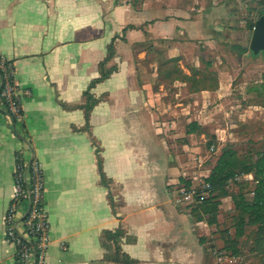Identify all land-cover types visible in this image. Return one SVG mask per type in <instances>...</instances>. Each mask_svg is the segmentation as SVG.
Returning a JSON list of instances; mask_svg holds the SVG:
<instances>
[{"label": "crops", "instance_id": "obj_1", "mask_svg": "<svg viewBox=\"0 0 264 264\" xmlns=\"http://www.w3.org/2000/svg\"><path fill=\"white\" fill-rule=\"evenodd\" d=\"M223 7L127 30L125 41L127 26L149 19L115 0H0V55L13 62L23 111L14 124L0 103V264L15 263L5 214L19 155L36 161L44 176L50 223L45 264H122L109 259L114 241L103 237L119 228L132 264H216V245L232 253L218 238L221 201L228 197L219 199L213 225L194 211L200 200L193 168L203 158L197 161V153L208 137L224 141L223 130L208 118L221 112L228 87L222 73L214 76V87H198L203 75L191 71L190 52L204 41L237 35L217 21ZM144 31L157 55L180 58L175 69L184 70L182 77L172 70L169 76L163 60L148 61L146 49L134 53ZM191 124L198 125L194 133L187 132ZM26 211L23 206L18 218Z\"/></svg>", "mask_w": 264, "mask_h": 264}, {"label": "rangeland", "instance_id": "obj_2", "mask_svg": "<svg viewBox=\"0 0 264 264\" xmlns=\"http://www.w3.org/2000/svg\"><path fill=\"white\" fill-rule=\"evenodd\" d=\"M115 5L117 7L128 5L132 12L147 13L149 19L142 25L136 23L127 26L123 32V40L126 39L127 30L149 28L158 21L166 26L171 17L181 16L183 19H192L204 10L224 6L222 10L216 11L217 21H223L224 28L234 31L237 35L231 39H212L208 41L210 44L204 41L200 50L192 47L190 52L191 71L196 72L194 75L199 74L200 77L203 75L200 83L197 84L198 87H214L216 85L214 76L221 73L224 76V84L228 87L224 91L226 95L221 99V112L217 111L215 115L208 118L214 119L216 128L223 130L224 141L222 145H219L217 140L208 137L203 142L202 151L197 153V161H199L198 157H203L202 165L195 164L193 168V171L197 172L194 173L197 178L194 184L197 198L207 199L213 197L214 194L217 196L218 192L205 191L208 184L205 175L211 173L217 157L215 152L219 147L240 146L241 155L249 152L254 157L257 153L264 152V57L260 53L255 58L250 53L254 30H250V26L263 16L261 12L264 11V0H115ZM209 22L210 20H207L205 23ZM204 27L200 29L203 30ZM204 30L210 32L212 36L218 33L209 25ZM144 32L145 40L135 43L132 47L134 53L146 49L148 61L163 60L162 65L166 66L165 70L168 71L169 76L172 75V70L174 74H176L175 71L179 72L182 77L184 70L175 69L176 62L180 58L169 59L166 53L163 56L160 53L157 55L153 41L149 39V33ZM241 32L244 34L240 35ZM164 40L172 41L171 38ZM234 43H240L246 47L247 52L241 54L238 49L231 50L230 45ZM113 69L116 70L117 65L110 68V70ZM212 146H215V149H212ZM245 175L247 174L239 172L234 179L225 184L221 191L228 198L221 201L223 205L222 229L218 232V238L226 241L235 237L237 229H242L243 235L237 240L236 264H264V254L256 251L258 228L250 225L247 215L235 205L236 203L242 204V202L251 203L253 200L256 183L246 179ZM215 250L218 254L224 252L220 245H216ZM226 254L229 255V252ZM223 262V264H235V260L227 258ZM216 264H218V259Z\"/></svg>", "mask_w": 264, "mask_h": 264}, {"label": "built area", "instance_id": "obj_3", "mask_svg": "<svg viewBox=\"0 0 264 264\" xmlns=\"http://www.w3.org/2000/svg\"><path fill=\"white\" fill-rule=\"evenodd\" d=\"M6 62L8 61L0 55V70L4 72L7 81L1 94L3 99L1 106L3 110L11 114L8 116H13L19 121L22 117L20 113L21 94L15 82L14 73L9 72V68L5 66ZM1 80L3 84L2 76ZM245 178L257 183L252 174L245 175ZM236 180L239 179L236 178ZM14 182L13 197L5 214L6 241L16 250L14 264H45L50 244V223L44 202V176L39 164L34 160L27 163L20 156L14 171ZM205 191L211 192L212 186L207 184ZM195 194L197 195V192ZM23 206L27 211L25 216L19 219L18 213ZM62 248L67 250L66 245H62ZM226 253H215L218 264H223L226 258L235 260L236 264L237 256L233 253L229 255Z\"/></svg>", "mask_w": 264, "mask_h": 264}, {"label": "trees", "instance_id": "obj_4", "mask_svg": "<svg viewBox=\"0 0 264 264\" xmlns=\"http://www.w3.org/2000/svg\"><path fill=\"white\" fill-rule=\"evenodd\" d=\"M261 15H264V11L261 12ZM255 24L250 26V30L254 29ZM240 50V53L243 54L247 52V48L243 47L241 44H232L231 50ZM253 57H257L253 52L250 51ZM264 57V54L261 53ZM109 57H112V48L110 51ZM5 66L9 68V72L14 73L13 62H6ZM114 70V69H113ZM113 70H108V72H102L101 77L92 82L91 86H94L96 83L106 79ZM0 74L3 77V84L0 89V103H3L1 94L4 87L7 84L5 79V74L0 70ZM89 99V93L85 94ZM5 111V110H4ZM5 113L11 115L9 112ZM20 113L23 115L22 108L20 106ZM11 119L14 124L17 123V119L11 116ZM197 124H191V129H188V133H194L197 131ZM242 148L240 146L227 145L222 147L221 153L215 163V166L212 168L211 173L208 178H206V183L212 186L213 192H218L217 196L214 194L213 197L207 199H198L200 204L194 208L195 212L202 211L204 214L208 215V223L213 225L217 222V214L219 210L221 197H224L225 193L221 192L230 180L234 179L239 172L245 174H252L255 178L256 187L254 188L253 200L251 203L242 202V204H235L237 209H240L243 214L247 215L248 223L252 226L258 228L256 234V251L257 253L264 254V152H259L254 157L251 153L241 155ZM20 157V155L17 157ZM101 174L104 179V174L102 172V165L100 163ZM190 184L188 183L187 186ZM215 198L214 200H211ZM125 235V231L122 228L117 229L116 231H104L103 237L107 241H114L115 251L109 256L110 260L116 261L117 263L122 264H132L133 260L123 253L121 247V240ZM243 235L242 229H237L234 239H227L225 242V248L230 250L233 254H238L237 249V240Z\"/></svg>", "mask_w": 264, "mask_h": 264}, {"label": "water", "instance_id": "obj_5", "mask_svg": "<svg viewBox=\"0 0 264 264\" xmlns=\"http://www.w3.org/2000/svg\"><path fill=\"white\" fill-rule=\"evenodd\" d=\"M250 50L254 55L264 54V15L255 23L250 43Z\"/></svg>", "mask_w": 264, "mask_h": 264}, {"label": "flooded vegetation", "instance_id": "obj_6", "mask_svg": "<svg viewBox=\"0 0 264 264\" xmlns=\"http://www.w3.org/2000/svg\"><path fill=\"white\" fill-rule=\"evenodd\" d=\"M262 53V52H261Z\"/></svg>", "mask_w": 264, "mask_h": 264}]
</instances>
